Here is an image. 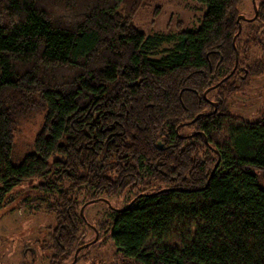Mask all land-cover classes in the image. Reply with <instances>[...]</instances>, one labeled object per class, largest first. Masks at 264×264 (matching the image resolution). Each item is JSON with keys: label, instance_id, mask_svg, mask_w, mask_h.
Listing matches in <instances>:
<instances>
[{"label": "trees", "instance_id": "16d2710c", "mask_svg": "<svg viewBox=\"0 0 264 264\" xmlns=\"http://www.w3.org/2000/svg\"><path fill=\"white\" fill-rule=\"evenodd\" d=\"M196 1L200 28L147 36L133 24L144 0H0V216L29 204L54 216L39 243L51 264L84 244L81 196H132L93 244L132 264H264V111L229 112L264 77V0L245 22V0ZM38 110L16 161L19 122ZM24 184L40 200L16 201Z\"/></svg>", "mask_w": 264, "mask_h": 264}, {"label": "rangeland", "instance_id": "374dc122", "mask_svg": "<svg viewBox=\"0 0 264 264\" xmlns=\"http://www.w3.org/2000/svg\"><path fill=\"white\" fill-rule=\"evenodd\" d=\"M144 6L136 14L133 24L145 35L152 36L160 33H178L182 30L200 28L202 19L207 12V6L196 0H144ZM241 15L251 19L254 15L252 0H245L241 4ZM245 22L244 20H241ZM181 24L179 29L178 25ZM242 26V25H241ZM175 43H168L156 49L151 58L162 59L175 48ZM264 109V77L254 80L245 95H238L230 101V113L233 117L246 121H256L263 115ZM44 112L34 111L19 122L16 133L14 160L18 161L24 154L32 151L33 138L43 124ZM36 185V184H34ZM21 203L24 198L30 201L40 200L35 189L22 185L12 194ZM105 201L88 202L84 196L80 197L84 203V220L87 223L83 230L84 244L78 254L94 246L97 241L95 224L106 219L111 208H123L128 199L104 198ZM84 201V202H83ZM0 216V264H51L53 253L43 248L39 243L48 240L49 228L55 225L54 216L37 212L34 204L18 206L11 210L7 207ZM34 208L36 210H34ZM80 208V210H81ZM176 243V241H174ZM91 246V247H92ZM79 247V248H80ZM90 247V248H91ZM77 252V251H76ZM75 254L67 264H73ZM77 254V256H78ZM96 258V259H94ZM73 261V262H72ZM91 261V263H90ZM132 264L118 250L108 244L103 248H92L90 255L82 258L77 264Z\"/></svg>", "mask_w": 264, "mask_h": 264}, {"label": "water", "instance_id": "95a60500", "mask_svg": "<svg viewBox=\"0 0 264 264\" xmlns=\"http://www.w3.org/2000/svg\"><path fill=\"white\" fill-rule=\"evenodd\" d=\"M252 2H253V5H254V11H255V17H256L257 14H258V7H257V4H256V0H252ZM253 19H254V18L248 19V18H246V17H244V16H239V18H238V22H240L241 20L253 21ZM241 30H242V26L239 25V32H238V34L241 33ZM237 66H238V60H236V64H235V68H234V70H233V73L235 72ZM215 111H217V105H216V104H215ZM177 131H178V130H177ZM206 142H207V140H206ZM157 147H158L159 150H162V149H163V146H162L161 143H158V146H157ZM219 162H220V158H218V162H217V164L215 165V167L213 168V172H212V174H211V177L213 176L214 171L217 169V167H218V165H219ZM99 200H101V201H105V202H106V199H104V198H100ZM99 200L96 199V200L91 201V202H98ZM131 204H132V203H131ZM131 204H129V206H127L125 209H129L130 206H131ZM84 208H85V206H83V207L81 208V210H80V214H81V216H82L83 218H84ZM111 209H113V210H119V209H116V208H111ZM122 210H123V209H122ZM84 219H85V218H84ZM98 237H99V234L96 232V238H95L94 241H97ZM81 248H83V247H80V248L77 250L76 255H75V260H74L73 264H75L76 259H77V254H78V252H79V250H80Z\"/></svg>", "mask_w": 264, "mask_h": 264}]
</instances>
